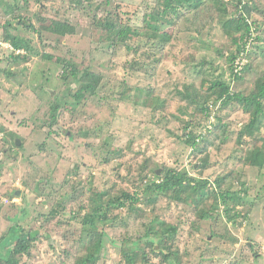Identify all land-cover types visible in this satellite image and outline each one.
<instances>
[{
	"label": "rangeland",
	"instance_id": "rangeland-1",
	"mask_svg": "<svg viewBox=\"0 0 264 264\" xmlns=\"http://www.w3.org/2000/svg\"><path fill=\"white\" fill-rule=\"evenodd\" d=\"M225 1L229 15L210 3L180 19L173 15L174 24L168 16L158 22L159 35L172 37L162 49L145 25L148 14L161 9L158 0H0V258L5 254L0 264H8V252V261L18 264H79L78 259L92 252V233L82 218L91 206L102 205L105 193L137 194L140 200L134 209L110 211L112 221L102 226L95 264H130L124 251L137 253L135 264H167L162 251L176 264H264V167L247 160L254 147L264 144V123L240 137L251 119L243 105L210 103L207 118L200 111L210 102L205 94L186 101L176 92L193 84L196 91L207 89L208 81L223 80L248 96L264 77L263 30L251 69L242 80H232L227 54L234 48L223 23L243 12L235 8L238 0ZM257 1L255 21L264 28V0ZM11 6L15 10L9 16ZM7 19L12 21L9 28L4 27ZM107 20L136 29L129 45H112L102 28ZM52 25L63 34L51 32ZM5 28L24 39L31 52L13 54ZM65 61L78 71L89 67L102 74L98 96L77 103L81 73L73 75ZM7 66L14 74L9 75ZM57 103L64 112L53 123ZM192 122L195 127L202 122L205 133L211 131L201 150L180 138ZM205 158L207 168L201 171ZM168 167L187 168L192 176L208 179L207 192L184 194V200L161 194L149 203L144 187L163 181L156 174ZM218 178L221 187L216 186ZM218 190L239 191L241 203L231 213H240L236 221L228 219ZM54 209L58 212L52 217ZM207 211L211 217L202 218ZM14 225L23 229L26 253L14 251ZM169 225L178 231L168 240L158 235L152 242L146 236L150 227L162 234ZM30 233H37L32 240Z\"/></svg>",
	"mask_w": 264,
	"mask_h": 264
},
{
	"label": "trees",
	"instance_id": "trees-1",
	"mask_svg": "<svg viewBox=\"0 0 264 264\" xmlns=\"http://www.w3.org/2000/svg\"><path fill=\"white\" fill-rule=\"evenodd\" d=\"M162 5L161 9H158L156 12L152 11L148 14V20L145 21V25L147 27H151L154 31V33H150L149 38L152 37L155 42H158V44L164 49L166 45L171 41L172 37L168 35L167 33H162L159 35L161 31V25H158V22H160L163 19L168 18L170 19V22L173 24L174 19L177 18H183L186 14L191 15L194 12H198L200 9H202L204 6H207L210 3H213L214 5L218 6L217 10L222 11L226 15L228 14V7L229 2L225 0H158ZM230 1V0H229ZM259 5V2L257 0H249L247 4H245V0H238V3L236 5V10L243 12L240 16H228L226 21L223 23V29L227 36L231 37L232 39V47L234 48V52L232 54H227V58L230 61L229 65V72L231 74L232 80H242L244 77V74L246 71L251 69L252 67V59H253V48L256 44L257 40H263V38L260 36L264 28L260 27V24L257 25L256 16H258L256 13L258 12L257 6ZM182 9V10H181ZM13 10H15L12 6L6 9V14L11 16L13 14ZM170 14V15H168ZM172 14V16H171ZM175 15L176 17H174ZM17 18V17H15ZM155 22V23H152ZM251 21V22H250ZM12 21L11 19H7L5 21L4 27H11ZM30 26V25H29ZM107 34L108 38L110 39L113 46L121 47L122 45H129V37L135 36L137 34L136 29H132L130 25H124L120 21L117 20H107L103 24L102 27ZM252 28L255 30H258L256 32L252 31ZM49 30L53 33H59L63 34V30L59 29L57 26L52 25ZM4 39L5 41L11 42L14 50H12V53L15 54L17 50L25 49L29 52H31V48L28 43L22 38H20L18 35H11V33L8 31V29L5 28L4 32ZM153 34V35H152ZM251 38L253 40L250 42ZM158 39V41L156 40ZM150 41V40H149ZM250 42V48L247 47L248 43ZM0 42V47H1ZM1 49V48H0ZM130 49V47H128ZM27 56L29 54H26ZM13 56V55H12ZM11 56V57H12ZM45 57L51 59L52 55H44ZM14 59H17L20 57V55H14ZM240 58L241 60L245 61V64L243 66L242 72L238 73L236 72L235 62L236 60ZM11 64V60H9ZM65 64L67 63L68 68L70 67L73 71V75H78L81 73V83L80 87L75 95L77 103H80L82 100H85L86 97H92V96H98L99 90L102 89V74L99 72H95L91 70L89 67H87L83 71H78L77 67L72 63V61H65ZM212 68L216 69L217 67H214V65L211 66ZM6 71L9 72V75L14 74L10 68L7 66ZM201 74H205V71L198 70ZM65 74H70L69 69L64 68ZM203 79L207 80V78L203 77ZM202 79V80H203ZM209 86L207 89H197V91L194 89V84L192 87L189 85L186 86L185 90H177L178 96L182 100L188 101H194L195 98L193 97V94H205L206 99L210 100L209 104L207 101L204 102L202 108L200 111L202 113H206V117L210 118L211 111H210V103L216 104V102H222L224 107H228L232 103H239L243 105L244 110L247 111V113L251 114V119L244 126L240 133V137H243L245 134H250L257 130V127H261L264 123V77L258 79L256 90L252 92L250 95L246 96L239 92H234L232 90L231 83H227L223 80H213L208 81ZM118 89V88H117ZM116 89V90H117ZM194 89V90H193ZM115 94V93H114ZM113 94V95H114ZM166 103V99H165ZM213 104V105H214ZM55 114L53 115V123L57 122L58 120V113L61 110L60 103H57L54 106ZM64 110L62 108L61 115L63 114ZM57 114V115H56ZM222 119H219V124L216 126H221ZM199 125L195 127V123H187L184 127V133L180 135V138L186 143V145L191 146L194 150H201L199 149L200 143H203V140L206 139V136L211 132H204L200 128L202 127L203 123H198ZM193 126V127H192ZM208 127V126H206ZM207 130V128L205 129ZM105 147L108 146L107 143L104 145ZM264 144L261 146H256L253 148L251 154L249 157H247L248 164L257 166L259 168L264 167ZM109 149H111V146H109ZM203 150V148H202ZM208 158V155L206 156ZM207 158L203 159V162H201V165L199 166L201 171H204L207 168L208 160ZM157 178H160L161 176H164L163 181L157 182V180H152L144 187L143 194L148 195V202H156V196L161 194H172V197L178 200H184L186 196H183L186 194L187 196L191 194H198L203 195L205 194L208 189V185L210 181L208 179H201L197 178L191 175V173L187 170V168L178 171L177 167H168L163 171V173L156 174ZM216 183L218 187L222 186V178H218L216 180ZM221 190V189H220ZM189 192V193H188ZM219 190L216 193V197H220V201L225 207V213L228 216V219L231 221H236L237 218L240 216V213L237 214H231L236 205L240 204L241 201V195L239 191L236 192H222L218 193ZM108 199V203L105 204L104 199ZM216 198V199H217ZM140 198L137 194H130V193H124L122 196L118 195L115 197H107V194L103 195L102 198V205L98 207H90V209L85 213V215L82 218V225L87 226L90 230L91 236V245H89V249L92 250L90 255L84 259L81 257L77 260V262L80 261L79 264H89V262H92V264H95L96 262V254L95 249H101L102 248V238L104 236V231L102 226L106 223H109L112 221V217L109 215L110 211H112L114 208L117 207H126L128 206L130 209L135 208V203L139 202ZM230 202H234L233 206L229 207ZM218 204V203H217ZM219 206V205H218ZM86 207V206H85ZM88 207V206H87ZM58 210L54 209L52 213H49L52 217L56 215ZM202 212V211H201ZM202 218H208L211 217V215L208 213H201ZM114 218H119V215L115 216ZM113 218V219H114ZM166 228L160 234V232L152 229H148L146 236L150 237L151 241L153 242L155 238L158 237V235L161 237H165L168 239L174 237V234L177 233L178 227L176 226H165ZM16 229V230H15ZM11 231L15 230V234L13 235L14 240L18 241L15 247V252L17 254H23L26 253L28 248L27 241H23V237L21 236V231L23 229L19 225H14L11 229ZM18 233V235H17ZM155 234L154 237H151L152 234ZM37 233H30L29 239H34ZM133 243H136L134 241ZM152 244V243H151ZM6 246V245H5ZM5 250V249H3ZM9 253H7L6 261L8 264H18L19 261L10 262L8 261ZM176 255H178V252H174ZM165 259L164 262H167V264H176V262H171L169 257V252L165 253V251H162L161 253ZM124 255L126 257V260L130 264H135L136 261V252H126L124 251ZM4 258L5 254L2 255ZM1 257V255H0ZM0 258V259H2ZM144 261H146V256L143 257Z\"/></svg>",
	"mask_w": 264,
	"mask_h": 264
},
{
	"label": "built area",
	"instance_id": "built-area-1",
	"mask_svg": "<svg viewBox=\"0 0 264 264\" xmlns=\"http://www.w3.org/2000/svg\"><path fill=\"white\" fill-rule=\"evenodd\" d=\"M253 40V38H251L250 42ZM250 42L248 43L247 47L250 48ZM245 64V61L241 60L240 58H238L235 62V67H236V72L241 73L243 66Z\"/></svg>",
	"mask_w": 264,
	"mask_h": 264
},
{
	"label": "clouds",
	"instance_id": "clouds-1",
	"mask_svg": "<svg viewBox=\"0 0 264 264\" xmlns=\"http://www.w3.org/2000/svg\"><path fill=\"white\" fill-rule=\"evenodd\" d=\"M210 111L212 112V107H210ZM211 112H210V113H211Z\"/></svg>",
	"mask_w": 264,
	"mask_h": 264
},
{
	"label": "water",
	"instance_id": "water-1",
	"mask_svg": "<svg viewBox=\"0 0 264 264\" xmlns=\"http://www.w3.org/2000/svg\"><path fill=\"white\" fill-rule=\"evenodd\" d=\"M18 143H19V140H18Z\"/></svg>",
	"mask_w": 264,
	"mask_h": 264
}]
</instances>
